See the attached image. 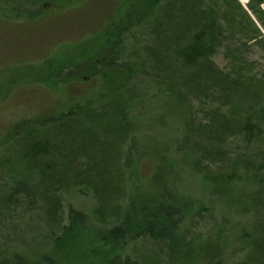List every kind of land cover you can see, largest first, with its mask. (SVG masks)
I'll use <instances>...</instances> for the list:
<instances>
[{"label": "trees", "instance_id": "1", "mask_svg": "<svg viewBox=\"0 0 264 264\" xmlns=\"http://www.w3.org/2000/svg\"><path fill=\"white\" fill-rule=\"evenodd\" d=\"M30 1H35L31 4L40 14L42 9L36 4L44 0H4L14 10L27 7ZM147 2L149 11L128 13L124 22L114 25L107 44L113 49L110 55L100 53L95 65L86 60L58 66L50 74L75 78L108 68L123 69L126 83L113 86L96 101L69 104L55 118L26 116L1 137L0 264H179L184 252L192 251L201 239L204 223L209 222L218 234L226 233L228 222L215 227L213 208L194 195L179 197L172 189L176 200L141 203L129 190L145 125L132 108L152 93L165 95L166 100L152 120L162 127L173 122L182 132L177 141L180 165L208 179L209 196L236 202L241 215L253 209L263 217L257 230H249L255 235L247 234V251L237 264H264V248L259 247L264 244V163L259 166L248 156L235 162L230 172L210 174L202 167L214 155L225 156L232 136H241L248 152L264 156V79L245 70L244 64L251 61L233 42L239 36L245 45L255 41L264 50V0L247 4L259 24L239 0ZM140 29L137 36L135 31ZM217 54L223 55L227 65L216 60ZM204 94L220 106L208 121L193 127L190 97L200 99ZM221 106L229 109L227 116L220 114ZM241 108L244 120L238 114ZM83 111L100 116L86 115L81 129L92 139L91 153L77 147L83 136L64 133L66 120L77 123ZM110 121L113 127L108 130ZM94 124L103 126L100 132ZM251 185L258 188L248 191ZM69 191L93 197L92 212L73 204L66 208L63 196ZM112 207L119 214L107 222ZM6 230L9 234L4 236ZM137 242L149 248L143 253L133 251ZM254 249L259 250L255 258ZM83 254L92 259L81 261ZM222 258L207 264H228Z\"/></svg>", "mask_w": 264, "mask_h": 264}, {"label": "rangeland", "instance_id": "2", "mask_svg": "<svg viewBox=\"0 0 264 264\" xmlns=\"http://www.w3.org/2000/svg\"><path fill=\"white\" fill-rule=\"evenodd\" d=\"M239 1L248 11L249 0ZM31 3L35 1H30L23 9L14 10L11 4L7 5V2L0 0V139L12 130L13 124L21 122L26 116L55 118L58 114L65 113L69 104L82 105L87 101H96L101 95H108L113 86L126 83L128 77L123 69L116 71L108 68L75 78H59L50 74L58 66H72L86 60H92V64L95 65L97 56L102 57V54L108 56L113 51L107 48V44L111 39L110 32L115 29L114 25L120 21L124 22L128 13L134 15L133 13L149 11L151 8L147 0H44L39 5L36 4L44 12L41 15L42 12L37 14ZM24 10L33 12L27 15L24 14ZM249 12L256 20L252 12L250 10ZM256 22L259 24L258 20ZM260 27L263 30L262 25ZM235 30L238 32L237 28ZM135 33L137 36L141 35V29ZM233 42L236 49H240L251 61L244 64L245 70H252L253 73L259 74L258 78L264 79V50L258 42L249 41L245 45L239 36L235 37ZM216 60L224 66L228 63L221 54H217ZM119 80L120 83H116ZM190 99L193 101L190 104L193 127L208 121L213 110L220 106L214 97L206 94L200 98L201 100L192 96ZM165 102V95L157 97L156 93H152L149 98L132 108V114L137 119L142 118L140 123L145 125L141 126L140 130L142 137L139 158L133 170L129 190L141 203L147 202L148 199L176 200V196H171L172 189L179 197L191 194L207 202L213 208L210 214L212 222L215 221V227H221L224 221L228 222L226 233L218 234L209 222L204 223L201 228V239L196 241L192 251L184 252L179 264H207L219 257H223L228 264H237L247 251L249 243L247 234L255 235L249 230H257V224L263 217H258L253 209L241 215L237 211L236 202L227 203L226 199L220 196H209L211 186L208 179L203 175L190 174L180 165L178 154L180 147H177V141L182 137V132L179 126L166 120L167 125L162 127L152 120ZM228 110L221 106L220 114L227 116ZM83 112L86 113H82V119L79 117L75 124L66 120L63 125L67 127L64 133L67 137L83 136V142L81 137L78 138L77 147L91 153L89 146L92 139L81 129L86 115L96 119L100 116L91 111ZM238 114H241L240 119L244 120L243 108ZM174 121L176 122L177 118ZM106 124L108 130L113 127L111 121ZM94 127L100 132L103 126L97 127L94 124ZM221 155H214L211 161H203V169L210 174L230 172L235 162L247 159L248 156H251L250 158L259 166L264 163V156H255L254 152H248L241 136H232L226 144L225 156ZM243 165L240 166L241 170ZM236 170L239 173V169ZM261 171L264 173L263 168ZM257 188L251 185L246 189L253 192ZM63 200L66 208L73 204L89 213L95 205L93 197L77 192H66ZM118 203L123 205L122 201ZM113 205L116 206V202ZM113 207V211L109 210L111 215L107 222H112L119 214L116 211L117 206ZM16 221L17 219L14 220L15 223ZM8 234L9 231L6 230L3 235ZM90 242L93 245V240ZM259 247L264 248V244ZM148 248L142 242L132 246V250L138 253H143ZM254 252L255 258L259 250L254 249ZM80 257L81 261L92 259L88 254Z\"/></svg>", "mask_w": 264, "mask_h": 264}]
</instances>
